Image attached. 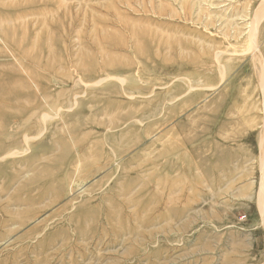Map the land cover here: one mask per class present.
Listing matches in <instances>:
<instances>
[{
  "label": "rangeland",
  "instance_id": "rangeland-1",
  "mask_svg": "<svg viewBox=\"0 0 264 264\" xmlns=\"http://www.w3.org/2000/svg\"><path fill=\"white\" fill-rule=\"evenodd\" d=\"M262 1L0 0V264H264Z\"/></svg>",
  "mask_w": 264,
  "mask_h": 264
},
{
  "label": "bare ground",
  "instance_id": "bare-ground-1",
  "mask_svg": "<svg viewBox=\"0 0 264 264\" xmlns=\"http://www.w3.org/2000/svg\"><path fill=\"white\" fill-rule=\"evenodd\" d=\"M264 19V1L261 2V4L259 5V7L257 8V12H256V17L254 19V23H253V28L251 30V35L249 38H251L250 40L252 41L251 42V47L248 49L251 56H252V60L253 62L256 64V71H257V74L259 76V82L261 83V86H262V89H263V93H264V59H263V55L260 51V45L258 46V44H256L255 42V36L257 34V29H258V24H259V21L260 20H263ZM4 32V31H3ZM216 55V54H215ZM215 57V56H214ZM216 58V57H215ZM215 60V59H214ZM219 60V56L217 54V61ZM19 66V65H17ZM220 80L222 79V81L225 79L226 77V73H225V69L224 67H220ZM105 80V79H104ZM117 80H120L123 82V79L121 78H117ZM100 82V81H99ZM102 83V82H100ZM220 83V82H219ZM98 84V83H97ZM206 88V87H205ZM177 99V98H176ZM175 99V101H176ZM178 100V99H177ZM174 102V101H173ZM59 111V110H58ZM56 114V113H55ZM49 119V116L47 114H45L44 116H42V120L45 121ZM51 119V118H50ZM132 121V120H131ZM16 122V121H15ZM136 122V121H135ZM23 136V135H22ZM24 141H25V145L27 147H25V152L28 150V142L29 141H34L36 139H38V136H26L24 135L23 137ZM262 142H263V146H264V133L262 134ZM111 150V149H110ZM112 151V150H111ZM16 152V153H15ZM15 152H12V153H8L7 155H4L0 158V161H4L10 157H13L15 155H18L17 152L18 151H15ZM23 152V153H25ZM22 154V153H21ZM20 154V155H21ZM112 154H113V151H112ZM125 158V157H124ZM114 163H117L116 161H114ZM115 167V166H114ZM263 169H264V158H263ZM262 198H263V202H264V195L261 197V201H262Z\"/></svg>",
  "mask_w": 264,
  "mask_h": 264
}]
</instances>
